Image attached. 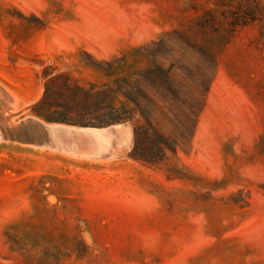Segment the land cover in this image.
<instances>
[{
    "label": "rangeland",
    "instance_id": "374dc122",
    "mask_svg": "<svg viewBox=\"0 0 264 264\" xmlns=\"http://www.w3.org/2000/svg\"><path fill=\"white\" fill-rule=\"evenodd\" d=\"M0 264H264V0H0Z\"/></svg>",
    "mask_w": 264,
    "mask_h": 264
},
{
    "label": "trees",
    "instance_id": "16d2710c",
    "mask_svg": "<svg viewBox=\"0 0 264 264\" xmlns=\"http://www.w3.org/2000/svg\"><path fill=\"white\" fill-rule=\"evenodd\" d=\"M53 80L54 79H51L48 82L50 83ZM45 87H46V84H45ZM79 91H80L79 96H81L82 98H90L91 97V95L89 93L83 92L81 90H79ZM97 95H101V92L97 93ZM75 99H77L76 96L74 97V100ZM75 101L77 102L78 100H75ZM75 101H74V103H75ZM54 105H55V107L61 108L65 115L73 112V108L71 105L68 104V102H62V103L55 102ZM43 117L45 118L46 121L55 122V123H64V124L75 125V126L78 125V126H81L83 128H100V127H105V126L116 124V123L120 122V119L117 118V116H110V117H108L104 120H100V122H96V123L74 122V120H71V118L68 116H63V118H57V119L56 118H48L46 116H43Z\"/></svg>",
    "mask_w": 264,
    "mask_h": 264
},
{
    "label": "bare ground",
    "instance_id": "6f19581e",
    "mask_svg": "<svg viewBox=\"0 0 264 264\" xmlns=\"http://www.w3.org/2000/svg\"><path fill=\"white\" fill-rule=\"evenodd\" d=\"M5 115V114H4ZM3 117V116H2ZM4 125V124H3ZM88 131H94V129H82L81 131L78 132H70V131H66V133H72L74 135L80 136V137H85L88 138L90 137V134L88 133ZM4 137V136H3ZM9 139V138H8ZM86 140V139H85ZM80 142V141H79ZM89 142V141H88ZM87 142V143H88ZM45 143V142H44ZM90 143V142H89ZM84 144V143H83ZM89 145V144H88ZM49 146V145H48Z\"/></svg>",
    "mask_w": 264,
    "mask_h": 264
}]
</instances>
